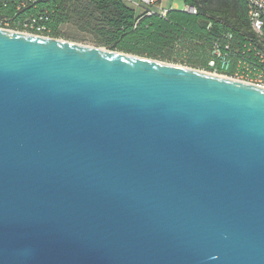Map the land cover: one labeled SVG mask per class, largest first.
I'll return each mask as SVG.
<instances>
[{"label": "water", "instance_id": "1", "mask_svg": "<svg viewBox=\"0 0 264 264\" xmlns=\"http://www.w3.org/2000/svg\"><path fill=\"white\" fill-rule=\"evenodd\" d=\"M0 264H264V88L0 29Z\"/></svg>", "mask_w": 264, "mask_h": 264}, {"label": "trees", "instance_id": "2", "mask_svg": "<svg viewBox=\"0 0 264 264\" xmlns=\"http://www.w3.org/2000/svg\"><path fill=\"white\" fill-rule=\"evenodd\" d=\"M182 1L197 13H139L126 0H0V28L24 32L29 25L44 28L55 39L69 25L90 34L106 50L180 60L195 70L208 69L214 43L237 50L259 41L250 25L249 0Z\"/></svg>", "mask_w": 264, "mask_h": 264}, {"label": "built area", "instance_id": "3", "mask_svg": "<svg viewBox=\"0 0 264 264\" xmlns=\"http://www.w3.org/2000/svg\"><path fill=\"white\" fill-rule=\"evenodd\" d=\"M161 1L139 0L138 3H132L136 8H143L151 14L154 11L148 8L155 6ZM248 7L250 25L252 31L258 36L259 41H249L243 48L237 50L232 49L228 44L214 43L210 50L211 59L208 62V69L198 71L264 88V0H249ZM167 10L162 9L160 13L165 15ZM181 10L192 14L197 13L194 7L189 6H184ZM25 29L24 32L18 33L50 38L47 35L48 32L47 34L45 33L44 28L26 25ZM31 30L36 32L33 33ZM229 38L231 37L229 36Z\"/></svg>", "mask_w": 264, "mask_h": 264}, {"label": "rangeland", "instance_id": "4", "mask_svg": "<svg viewBox=\"0 0 264 264\" xmlns=\"http://www.w3.org/2000/svg\"><path fill=\"white\" fill-rule=\"evenodd\" d=\"M169 1L170 0H164V5H167ZM175 1L178 4L179 9H182L184 7L182 0H175ZM126 2L131 7L136 9L139 13H142L145 11L143 8H136V6L133 5V3L139 2V0H126ZM55 39L64 41V42L82 45V46H87L91 48L104 49L100 44L96 42V40L90 34L83 33L77 30L75 27L69 26V25L63 26L61 28V36H58ZM159 62L166 63V64L173 65V66L186 67L183 65V63H181L180 60H167V61H159Z\"/></svg>", "mask_w": 264, "mask_h": 264}, {"label": "crops", "instance_id": "5", "mask_svg": "<svg viewBox=\"0 0 264 264\" xmlns=\"http://www.w3.org/2000/svg\"><path fill=\"white\" fill-rule=\"evenodd\" d=\"M138 3V2H136ZM153 11L161 12L162 9H179L178 4L176 3L175 0H170L167 5H164V0L161 2L157 3L155 6L148 8Z\"/></svg>", "mask_w": 264, "mask_h": 264}]
</instances>
